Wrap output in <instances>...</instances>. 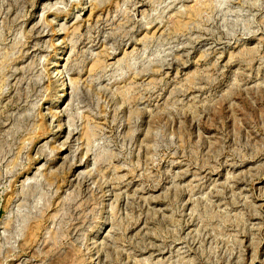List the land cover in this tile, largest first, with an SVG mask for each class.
<instances>
[{
    "label": "rangeland",
    "instance_id": "obj_1",
    "mask_svg": "<svg viewBox=\"0 0 264 264\" xmlns=\"http://www.w3.org/2000/svg\"><path fill=\"white\" fill-rule=\"evenodd\" d=\"M0 264H264V0H0Z\"/></svg>",
    "mask_w": 264,
    "mask_h": 264
}]
</instances>
